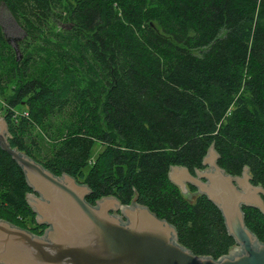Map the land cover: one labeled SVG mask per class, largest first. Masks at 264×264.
Wrapping results in <instances>:
<instances>
[{"label": "trees", "instance_id": "16d2710c", "mask_svg": "<svg viewBox=\"0 0 264 264\" xmlns=\"http://www.w3.org/2000/svg\"><path fill=\"white\" fill-rule=\"evenodd\" d=\"M0 5L24 33L14 46L0 20V94L12 90L0 100V116L11 148L87 185L91 205L136 199L175 227L182 247L228 255L237 244L221 210L205 196L190 200L169 171L203 169L213 146L227 174L248 168L264 188V0ZM83 73L101 79L102 94L63 80ZM35 131L51 145L47 153ZM96 142L104 148L92 159ZM31 192L22 167L0 146V219L42 235ZM243 211L264 243V214Z\"/></svg>", "mask_w": 264, "mask_h": 264}, {"label": "water", "instance_id": "95a60500", "mask_svg": "<svg viewBox=\"0 0 264 264\" xmlns=\"http://www.w3.org/2000/svg\"><path fill=\"white\" fill-rule=\"evenodd\" d=\"M10 133L0 117V146L24 170L32 191L27 200L38 225V235L0 219V264H264V243L245 224L243 208L264 214V188L252 183L248 168L232 176L219 164L213 146L203 159V169L192 174L172 166L169 179L190 200L205 196L222 212L236 241L219 259L198 256L178 244V233L168 221L136 203L122 204L104 197L91 205L90 190L74 177L55 176L35 159L11 148ZM189 186L197 189L190 193Z\"/></svg>", "mask_w": 264, "mask_h": 264}, {"label": "rangeland", "instance_id": "374dc122", "mask_svg": "<svg viewBox=\"0 0 264 264\" xmlns=\"http://www.w3.org/2000/svg\"><path fill=\"white\" fill-rule=\"evenodd\" d=\"M0 20L5 29L8 39L14 46H17V43H20L24 39V33H23L22 28L19 26L18 22L13 18L11 13L8 11V9L4 5H0ZM63 80L66 81V84L72 81H74L75 83L79 82V84L90 87L98 94H102L103 88H104L103 82L101 81V79H99L98 76H96V74L83 73L80 75H72L69 78H63ZM11 94H12L11 89L9 88L5 89V92L3 93V95L0 94V100L4 102V97L9 96ZM34 134L38 135L41 140L43 153H47L51 145L41 135H39L37 131H35ZM103 148L104 146L100 142H96L93 147V151H92V159L95 158V156H97V154L100 151H102ZM190 193L192 192L190 191ZM196 196L197 194L195 195V197ZM26 221L28 222L27 223L28 225H31L29 218H26Z\"/></svg>", "mask_w": 264, "mask_h": 264}]
</instances>
